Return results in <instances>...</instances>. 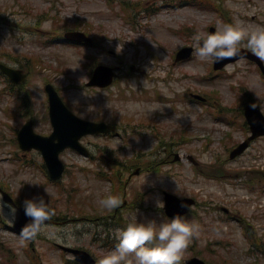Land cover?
<instances>
[{
  "label": "rangeland",
  "instance_id": "obj_1",
  "mask_svg": "<svg viewBox=\"0 0 264 264\" xmlns=\"http://www.w3.org/2000/svg\"><path fill=\"white\" fill-rule=\"evenodd\" d=\"M17 1L21 7H14L15 0H0V9L7 18L6 25L13 27L11 30L5 26L0 31V52L20 57L40 56L45 66L29 69L31 77L23 90L24 92L30 91L32 101H30V110L24 115H19L16 118L9 117L6 109H16V97L8 93L0 97V183L9 185L10 191L21 201L39 192L45 196L48 203H52L54 198L58 199V203L65 210L64 212L74 214L73 216L72 214L62 215L61 219L58 220V226L45 225L34 245H31L29 241L22 239L8 228L7 225L12 224L9 223V220L13 219L12 213L0 202V218L2 217L5 221L4 224L0 223V248H6L12 255V259H9L5 252H0V264H32L30 252L41 259L40 264H63L66 256L55 246V243L84 247L98 258L111 249L106 246V240L103 239L107 231L106 215L94 214L95 209L101 208L98 197L103 192L109 195L112 187L110 182L99 181L93 174L95 170H99L100 163H94V161L87 160L71 151L62 155V160L69 167V174L64 179L63 185L67 188L70 184L78 186L82 198L77 207L72 206L69 210L65 202L62 201L63 194L59 192L58 187L49 181L41 167L42 158L38 153L34 152L26 157L23 153L18 152V157L22 160L16 158L17 149L14 140L17 129L28 119L25 117L31 116L36 120L35 129L38 133L47 135L52 131L48 117V101L44 91L46 82L54 83L76 114L84 118H89L87 117L89 111L82 110L83 99L91 96L98 98L95 91L81 89L89 73L87 66L84 65L88 63L86 56L88 54L95 56L98 55V52L94 49L76 48L57 43L43 46L36 44L35 41L39 37L50 35L51 31L54 35L57 33V31L52 30V21L48 18L41 26L37 25V17L40 13L49 11L47 14L49 18L60 13L62 21L68 20L72 25L80 23V27L83 26L92 31L93 36L103 32L107 36L106 43L118 51V56L125 57L126 62L138 65L139 69L143 71L146 69L147 77L142 74H134L126 79L125 74L127 72H120L121 75L123 74L120 81L122 87L135 89L141 100L128 102L123 105L124 109L110 110L113 114H109L108 118L122 121L124 117L129 115L134 118L136 123L145 117L148 122L152 123L153 128H157L154 131H149L146 137L133 138L128 145L122 143L121 139L111 140L109 146L116 148V155L122 158H131L135 153L141 152L142 155H145L157 151L160 143L169 144V139L173 135L179 139L180 131H184L187 137H192L200 124L209 123L210 120H213L212 112L216 108L222 105L237 109L241 102L242 88L249 92L252 91L255 94V99L261 103L264 110V77L259 69L248 61H239L236 65L230 66L221 74L222 76L214 80L211 78L213 75L212 59L201 60L195 56L193 60L172 68L175 65L174 55L179 48L193 43L191 33L197 30L209 32L211 26H216L218 30L226 24L224 18L207 9H200L196 6L173 7V5H178L180 0ZM225 1L228 8L231 9L236 23L249 29L257 25H264V0ZM125 2L132 4L138 2L141 4V10L146 9V7H158L155 14L144 19L149 28L141 29L135 35L132 34V27L126 24V13L124 15L120 4ZM52 7H54L53 12L52 9L50 10ZM10 12H15V14H9ZM30 12L31 15H29ZM145 13L149 15L147 11L140 15L145 16ZM182 30L185 32L183 33ZM164 35H170L172 39L167 40ZM137 42H140V48L133 46ZM140 44H136V46ZM241 46H244V42L241 43ZM149 53L150 58L147 60ZM98 56L109 64H117L119 61L108 53ZM0 58L11 65H21L10 60L9 56L4 58L0 54ZM154 58L159 60L160 67L159 64L150 65ZM26 66L29 67V64ZM62 69H64L63 73L58 72ZM156 76L167 77L178 91L172 90L166 96L161 93L163 99L156 98L157 94L155 96L147 94L144 90ZM8 84V81L0 76V92L6 91ZM166 84L169 85L170 83L166 82ZM118 89L119 85L113 91H118ZM211 91H217L220 100L211 99V103L214 104L210 103L208 106L193 102L188 95L190 92H196L210 97L209 92ZM169 96L176 102L168 103ZM149 98L154 101L148 102ZM174 105L187 110L181 114L173 109ZM158 107L160 108L156 111ZM156 112L159 114L156 115ZM90 119L94 118L90 117ZM189 124L192 128L189 127ZM210 131V129H205L204 132L207 137H219ZM201 136L205 137L203 132ZM243 136V131L235 130L233 138L228 144L226 143L227 139H224L222 143L213 140L211 148L216 152L223 153L227 146H232L235 140ZM89 141L92 142L93 150L96 152V147L101 144V141L94 138H90ZM206 145L207 142H195L189 145H180L175 149L186 154L196 153L202 160L210 161L214 152H201ZM159 155L161 158L163 156L167 158L162 150ZM227 157L228 160L226 161L228 162L224 164L227 171L243 172L257 167L264 170V139L258 141L253 150L243 158L231 162L229 154H226L223 159H227ZM166 158L164 161L162 160L163 163L160 164L159 170L145 172L132 180L133 184L129 187L131 199L136 201L134 192L139 190L144 195L142 201L146 207L138 210V218L159 219L160 216L164 215L157 207V201L162 200V191L165 189L180 196L197 194V189H204V193L208 195V201H214L215 205L231 207L242 215L241 218L245 220L246 225L255 227L254 232L250 228L249 230L259 245L256 247L253 242L246 239V229L242 230L236 222L225 224L217 222L215 219L214 225L220 229L214 228L213 217L218 216L219 213L212 210L211 213L202 214L210 228L198 234L200 238L198 246L202 252L200 256L211 264H264V208L261 210L252 206L251 203L256 202L252 197L251 189H242V186L239 185L240 181L235 180L234 176H230L226 180L219 177L215 180L210 179L192 169L191 163L187 160L179 165L167 164ZM82 168H87L90 171L87 174L83 173ZM247 178L249 177L247 176ZM214 181L218 185L228 184L227 189L232 193L230 202L221 203V193L224 194V191L212 185L211 183ZM259 181L264 183V180ZM259 181H255L256 189L253 195L259 197L258 202L261 203L264 191ZM232 185L238 186L235 188ZM85 190L87 193L83 194ZM78 192V190L73 191L75 194ZM201 199L205 198L202 197ZM246 203L248 204L246 205ZM208 208L211 210V207ZM78 209L83 210L90 217L94 216L95 222L87 223L88 219L85 218L78 220L80 218L77 216ZM120 212L126 219L130 220L131 214L136 210L125 208ZM106 214L109 215V213ZM256 215H262V219L255 220ZM125 222L128 223L129 221ZM110 223L117 224L115 219H110ZM220 230L225 231L226 234ZM112 233L117 236V229L113 228ZM116 240L114 239L113 242ZM193 242L195 243V241ZM193 242L191 241V243ZM189 255L191 254L187 251L184 257Z\"/></svg>",
  "mask_w": 264,
  "mask_h": 264
},
{
  "label": "clouds",
  "instance_id": "obj_2",
  "mask_svg": "<svg viewBox=\"0 0 264 264\" xmlns=\"http://www.w3.org/2000/svg\"><path fill=\"white\" fill-rule=\"evenodd\" d=\"M192 55L201 60L212 59L215 62L225 58L237 57L239 61L246 58L241 53L240 45L264 61V25L251 29L239 23H226L214 32L197 30L192 35ZM122 203L115 194L100 199L99 204L106 210H112ZM25 217L29 218L21 228V238L27 239L41 232L45 223L54 215L45 196L39 192L26 197L21 202ZM15 222L17 209L9 206ZM157 207L163 208V201H157ZM181 207H186L182 204ZM198 234V225L189 221L185 215L175 214L157 218H138V210L131 214V219L123 228L117 229V243L96 259L95 264H179L182 252Z\"/></svg>",
  "mask_w": 264,
  "mask_h": 264
},
{
  "label": "water",
  "instance_id": "obj_3",
  "mask_svg": "<svg viewBox=\"0 0 264 264\" xmlns=\"http://www.w3.org/2000/svg\"><path fill=\"white\" fill-rule=\"evenodd\" d=\"M9 74L12 76L13 80L18 79V73L9 72ZM52 117L55 126V133L51 137H37L32 133L30 126H28L23 132V140L25 142L23 145L26 148L36 147L41 149L44 153L48 166L52 170L53 176L58 178L61 176L64 169L63 165L58 160L60 152H62L67 147L84 151L83 148H81L77 143L78 138L87 132H98L100 126L94 125L93 127H88L86 132L78 131V129L73 125V119L69 115L62 112V108L59 102L56 100V95L54 93H52ZM167 201V212L169 215L177 214L182 208L181 203L175 199H169ZM27 221L28 219L25 217L24 212L20 211L19 224L23 226ZM83 257L85 258L86 262L92 264L91 260L85 256ZM194 264L200 263L195 262Z\"/></svg>",
  "mask_w": 264,
  "mask_h": 264
}]
</instances>
